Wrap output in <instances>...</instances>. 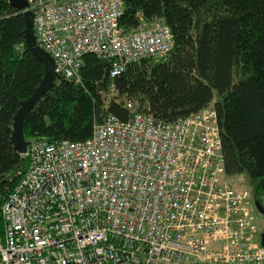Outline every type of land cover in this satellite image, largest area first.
I'll return each mask as SVG.
<instances>
[{
  "label": "built area",
  "instance_id": "1",
  "mask_svg": "<svg viewBox=\"0 0 264 264\" xmlns=\"http://www.w3.org/2000/svg\"><path fill=\"white\" fill-rule=\"evenodd\" d=\"M25 1L37 45L77 83L85 55L114 78L173 48L170 28L141 12L125 31L122 0ZM24 157L0 203V264H264L254 200L225 178L211 107L171 123L108 114L89 138L34 139Z\"/></svg>",
  "mask_w": 264,
  "mask_h": 264
},
{
  "label": "trees",
  "instance_id": "2",
  "mask_svg": "<svg viewBox=\"0 0 264 264\" xmlns=\"http://www.w3.org/2000/svg\"><path fill=\"white\" fill-rule=\"evenodd\" d=\"M125 31L141 12L167 25L169 53L129 63L111 78L110 63L85 55L80 83L57 76L25 119L27 140L83 141L108 114L141 112L171 123L214 109L226 176L245 174L264 199V0H122ZM23 13L0 0V203L27 167L10 142L13 116L44 76L25 41ZM128 103L132 104L129 108Z\"/></svg>",
  "mask_w": 264,
  "mask_h": 264
},
{
  "label": "water",
  "instance_id": "3",
  "mask_svg": "<svg viewBox=\"0 0 264 264\" xmlns=\"http://www.w3.org/2000/svg\"><path fill=\"white\" fill-rule=\"evenodd\" d=\"M8 3L22 11L28 7V4L25 0H7ZM23 16L26 22V28L24 31L25 41L28 45L29 50L33 53V55L39 59L44 65V76L36 88V90L32 93V95L21 102L20 107L16 111L13 116V124H12V132L10 136V142L15 151L24 156L27 147L30 144V141L27 140L24 136V124L25 119L34 108L36 103H38L44 94L51 88L54 87L55 82L57 80V74L54 70V62L52 57L42 50L36 43L34 30H33V16L29 10L23 12ZM254 205L257 211L263 216L264 219V207L258 201L254 202ZM260 244L264 248V230L260 234Z\"/></svg>",
  "mask_w": 264,
  "mask_h": 264
},
{
  "label": "rangeland",
  "instance_id": "4",
  "mask_svg": "<svg viewBox=\"0 0 264 264\" xmlns=\"http://www.w3.org/2000/svg\"><path fill=\"white\" fill-rule=\"evenodd\" d=\"M155 61L160 59V56L154 57ZM227 182L235 189H248L247 185V177L245 174L236 175V176H225ZM251 214L254 217V221L259 229V234L257 235V239H260V234L264 230V219L263 216L257 211L256 207L251 205L250 207Z\"/></svg>",
  "mask_w": 264,
  "mask_h": 264
}]
</instances>
